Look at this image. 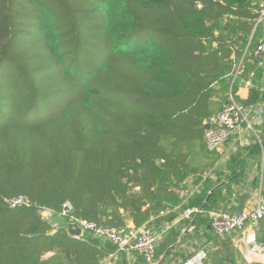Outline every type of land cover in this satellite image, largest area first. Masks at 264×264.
Returning a JSON list of instances; mask_svg holds the SVG:
<instances>
[{
	"label": "trees",
	"instance_id": "16d2710c",
	"mask_svg": "<svg viewBox=\"0 0 264 264\" xmlns=\"http://www.w3.org/2000/svg\"><path fill=\"white\" fill-rule=\"evenodd\" d=\"M259 2L0 0V264H100L116 248L90 232L76 238L69 218L138 228L173 220L177 206L200 210L194 217L214 247L204 264H262L207 228L214 211L241 212L222 195H232L229 184L207 198L221 181L208 183L186 203L177 191L202 158L213 160L203 135L226 103L210 101L223 54L249 44L250 70L258 62ZM258 78L238 100L264 104ZM16 197L28 203L10 206ZM173 227L157 260L177 241Z\"/></svg>",
	"mask_w": 264,
	"mask_h": 264
},
{
	"label": "crops",
	"instance_id": "0c3cea01",
	"mask_svg": "<svg viewBox=\"0 0 264 264\" xmlns=\"http://www.w3.org/2000/svg\"><path fill=\"white\" fill-rule=\"evenodd\" d=\"M248 45L242 49L240 43H234L231 49H229V53L223 54L224 56L221 60L223 65L222 71L211 85L213 94L210 97V101L216 104L217 109H220L230 99V96L238 97L241 100L249 99L252 87H248L245 83L249 76V71H256V75L259 77L258 82L260 84L264 82V69L259 66L258 62L254 63L253 69L250 70L253 61L247 58L250 55ZM240 66H243V68L240 69ZM205 148L204 145L203 149ZM211 153L214 155L212 162L207 164V158H202V163L198 167L194 166L191 168L192 172L181 183L182 187L177 190L184 199V202L188 199L184 195H191L196 186L203 188L204 185L215 183L218 180L221 182L209 191L207 198L217 188L222 187L224 184H229L232 195L227 194L226 188H223L222 195L224 198L230 196V210L231 208L239 209L238 207H241L242 210L256 207L258 200L264 197V139L258 142L253 137L251 138L250 144L240 145L238 134H234L219 151ZM217 154L222 155V159L219 161L216 157ZM206 164L207 166L210 164V168L207 172H204ZM201 170L202 173H200ZM199 176L201 180L197 181ZM184 211L185 209L183 207L177 206L174 210L176 217L173 220L168 221L167 218L161 219L159 217H154L150 220V224L156 228L160 235L158 245L163 239L168 238L172 232L167 230L161 233L165 226H169L171 223L174 225L173 229L176 230V233L170 238L176 237L178 234L176 243L170 245L159 256L157 260L158 264H181L185 258L202 247L207 248L208 251L214 248L212 242H207L206 233L202 229V222H196L197 217H194V215L186 218ZM170 212L168 211L162 216L167 217ZM128 226L133 228L134 224L129 221ZM207 228L214 233L210 222L207 223ZM235 247L247 261L264 264V254L249 255L247 253L248 248L243 247L241 250L236 245ZM115 262L116 264H147L138 253L126 254L124 251L116 253Z\"/></svg>",
	"mask_w": 264,
	"mask_h": 264
},
{
	"label": "built area",
	"instance_id": "2783aa9c",
	"mask_svg": "<svg viewBox=\"0 0 264 264\" xmlns=\"http://www.w3.org/2000/svg\"><path fill=\"white\" fill-rule=\"evenodd\" d=\"M255 14L256 29L258 26H264V0H260ZM251 54L258 58L259 66L264 69V37L260 39ZM242 68L243 66H240V69ZM254 77L255 71H251L249 78L246 79L245 83L250 88L254 86ZM259 90H264V82ZM206 124L209 125V128L204 129L203 139L206 149L211 152L219 151L234 134H238L240 145L250 144L253 137L261 142L262 126L264 125V104L249 105L238 100L235 96H230V99L222 108L206 121ZM198 189L199 186H196L192 194ZM191 195L185 194L184 197L187 199ZM8 203L10 206L16 207L28 202L23 197H16L8 200ZM69 210L70 205L64 204L62 215H66ZM196 212H200V210L188 207L184 211V216L190 218ZM39 213L43 218L52 221L55 229L61 227L58 221L55 220V213L52 210L39 208ZM262 218H264V197L258 200L256 207L245 208L240 213H233L226 209L214 211L210 217V225L219 240L225 242L228 239H233L234 244L241 250L243 247L248 248L247 253L249 255L264 254V244L258 242L254 231V226ZM69 224H73V228H81L82 233L74 235L76 238H80L84 232H90L96 238L104 240L116 248L115 253L110 254L100 264H116V253L119 251H124L126 254L135 252L145 258L149 264H158L156 246L160 235L156 228L150 224V221L138 228H130L129 226H104L93 221L71 217L67 222V228ZM167 228L168 225L163 228L162 232H165ZM207 258L208 249L202 247L187 257L181 264H204Z\"/></svg>",
	"mask_w": 264,
	"mask_h": 264
},
{
	"label": "water",
	"instance_id": "95a60500",
	"mask_svg": "<svg viewBox=\"0 0 264 264\" xmlns=\"http://www.w3.org/2000/svg\"><path fill=\"white\" fill-rule=\"evenodd\" d=\"M206 128H209V125H208V124H206V125L204 126V129H206ZM73 227H74L73 224H69V225H68V231H69L72 235H80V234L82 233L81 228H79V227H77V228H73Z\"/></svg>",
	"mask_w": 264,
	"mask_h": 264
},
{
	"label": "rangeland",
	"instance_id": "374dc122",
	"mask_svg": "<svg viewBox=\"0 0 264 264\" xmlns=\"http://www.w3.org/2000/svg\"><path fill=\"white\" fill-rule=\"evenodd\" d=\"M255 75H256V71H255ZM217 160L219 161L220 159H222V155H219V154H217Z\"/></svg>",
	"mask_w": 264,
	"mask_h": 264
}]
</instances>
